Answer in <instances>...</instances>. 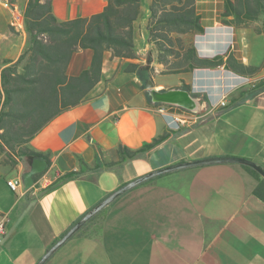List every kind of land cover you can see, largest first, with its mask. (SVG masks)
<instances>
[{
  "label": "crops",
  "instance_id": "1",
  "mask_svg": "<svg viewBox=\"0 0 264 264\" xmlns=\"http://www.w3.org/2000/svg\"><path fill=\"white\" fill-rule=\"evenodd\" d=\"M27 1L15 0L12 8L0 0V60L15 61L28 47L23 20ZM49 1L59 23L90 17L106 5V0ZM148 3L141 0V13L133 24L137 59L111 58L107 53L101 78L86 98L52 119L26 145L45 157L41 159L46 168L29 188L22 184L23 195L21 188L8 189L6 180L22 181L31 161L21 158L13 167L0 163V220L5 230L0 264H36L93 206L151 171L215 157L248 159L264 170V89L248 92L252 87H240L224 66L175 75L177 81L168 85L158 80L168 76L157 74L161 65L152 63L156 92L180 90L191 101V107L173 103L174 111L207 113L193 127L174 130L170 118L157 112L160 102L139 77L125 72L129 63L145 64ZM17 14L21 19L15 21ZM195 40L204 57L227 50L233 59L256 68L248 77L264 80V40L256 32L214 20ZM91 58V50L74 52L67 76H78ZM182 82L189 88H182ZM223 98L226 106L218 108ZM161 136L165 139L148 154L120 167L85 170L97 159L116 162L118 146L135 151ZM80 170L81 176L48 189L57 177ZM155 178L103 208L44 264H264V201L253 193L258 181L242 166L201 165Z\"/></svg>",
  "mask_w": 264,
  "mask_h": 264
},
{
  "label": "trees",
  "instance_id": "2",
  "mask_svg": "<svg viewBox=\"0 0 264 264\" xmlns=\"http://www.w3.org/2000/svg\"><path fill=\"white\" fill-rule=\"evenodd\" d=\"M7 1L13 8L15 0ZM147 8L149 48L145 64L129 63L125 68V72L136 74L144 87L155 74L152 63L161 65L159 75L190 74L219 66L238 75L255 74V67L246 66L229 54L201 57L195 37L212 26L214 20L241 26L264 18V0H149ZM140 13L141 0H106L100 13L59 23L51 13L49 0L27 1L23 20L29 34L28 47L15 61L0 60V158L4 165L13 167L21 158H45L26 145L52 119L86 98L101 78L107 53L111 58L137 59L133 24ZM84 49L92 51L89 67L76 77L67 76L72 54ZM181 87L189 88L183 82ZM263 89L261 80L248 92ZM243 94L244 91L239 92L240 97ZM164 139L165 136L158 137L135 151L118 146L116 162L97 159L92 168L85 170L98 172L120 167L126 160L148 154ZM242 168L258 181L253 193L264 201V179L252 169ZM82 173H65L48 189Z\"/></svg>",
  "mask_w": 264,
  "mask_h": 264
},
{
  "label": "water",
  "instance_id": "3",
  "mask_svg": "<svg viewBox=\"0 0 264 264\" xmlns=\"http://www.w3.org/2000/svg\"><path fill=\"white\" fill-rule=\"evenodd\" d=\"M145 87L150 91L151 95L155 99L156 102L160 103H168L173 104L177 103L184 107H191V101L187 97L186 93L180 90H170L167 92H156L153 88L152 80H147ZM210 164H237L240 166H245L253 171H255L258 175H260L264 179V170L258 166L254 161L239 158V157H215V158H207L202 160L195 161H185L176 163L167 167H163L149 173H146L136 179H133L110 194H108L104 199L98 202L95 206H93L89 211H87L82 217H80L71 227H69L61 237L51 245L46 252L42 255V257L37 261L36 264H44L47 259L67 240H69L88 220L94 217L98 212H100L107 205L112 203L116 198L124 194L125 192L137 187L138 185L145 183L152 178H155L159 175L188 168L194 166L201 165H210ZM46 168V162L42 160L40 157H33L31 159L30 168L27 172L22 175V184L25 189L29 188L34 182V176L42 173Z\"/></svg>",
  "mask_w": 264,
  "mask_h": 264
},
{
  "label": "built area",
  "instance_id": "4",
  "mask_svg": "<svg viewBox=\"0 0 264 264\" xmlns=\"http://www.w3.org/2000/svg\"><path fill=\"white\" fill-rule=\"evenodd\" d=\"M21 17L17 14L14 17L15 21L20 20ZM233 73V72H232ZM236 78L240 81L239 85L240 87L248 86L250 85L253 87L256 82H259L257 80H254L246 75H238L236 73H233ZM226 106V100L223 98L217 107L223 108ZM216 108L215 106H211V109L213 110ZM157 112L160 114H164L170 118L169 121V127L174 130H181L183 128H190L196 125L200 120H202L206 114H201L200 112H176L174 111V107L172 104L168 103H160L157 106ZM215 114V111H212ZM38 182L34 183V186L37 185ZM6 185L8 189H10L12 192H15L17 189L21 188V195L24 194L25 191H23L22 187V181L20 177H13L8 180H6ZM5 233L4 230V219L2 218L0 220V239H2L3 235Z\"/></svg>",
  "mask_w": 264,
  "mask_h": 264
},
{
  "label": "rangeland",
  "instance_id": "5",
  "mask_svg": "<svg viewBox=\"0 0 264 264\" xmlns=\"http://www.w3.org/2000/svg\"><path fill=\"white\" fill-rule=\"evenodd\" d=\"M204 2H209L210 0H202ZM217 2L221 1V0H215ZM216 22H218V20H216ZM220 23V22H218ZM222 24V23H220ZM224 25V24H222ZM229 26H232V25H229ZM234 28H243L245 29L246 31L247 30H252L254 32H256L258 35L261 36V39L264 40V18L263 17H259L257 18L255 21H252V22H249V23H246L244 25H241V26H234ZM248 34V33H246ZM196 41V40H195ZM196 44V42H195ZM196 47H197V51L199 50L198 49V45L196 44ZM199 53V51H198ZM222 54H227V50L224 51V53ZM220 54V55H222ZM199 55L201 57H204L202 54L199 53ZM160 82H163L164 84H174L176 81H177V76L175 75H168V76H162V77H159L158 79ZM0 163H2V159L0 158ZM157 178H153L151 181H155ZM150 183V181L148 182Z\"/></svg>",
  "mask_w": 264,
  "mask_h": 264
}]
</instances>
